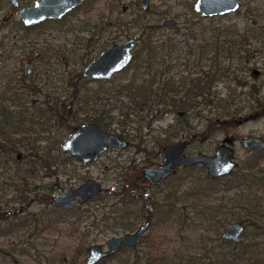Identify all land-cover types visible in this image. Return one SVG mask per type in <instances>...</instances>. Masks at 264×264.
I'll list each match as a JSON object with an SVG mask.
<instances>
[{"label":"rangeland","instance_id":"1","mask_svg":"<svg viewBox=\"0 0 264 264\" xmlns=\"http://www.w3.org/2000/svg\"><path fill=\"white\" fill-rule=\"evenodd\" d=\"M238 1L241 5V12L239 14L234 12L225 15L221 23L235 24L238 29L242 30L245 23L243 11L247 2L251 1V5H260V8L264 11V0ZM194 2L195 0H148V6L144 10L140 5V0H120L119 8L106 15L105 8H110L111 4L113 5L112 0L108 3V6L106 0H88L61 20L45 23L27 34L21 29L13 31V29L19 28L10 27L17 24L15 18H11V20L13 19L12 21H4L5 13H0V41L3 42L0 48V64L6 66L4 68L5 74H0V97L11 99L16 96L18 99L12 104L13 110L18 111V113L22 110V117L28 118L25 123H30L32 119L35 121L32 129L34 132L31 136H27L29 141L33 139V136L37 138L36 142L31 143L34 144L33 151L26 149L24 146L20 147L18 152L22 156H26L31 150L39 156H46L45 165H42L43 159L39 160L37 155L22 160L23 162L33 160L35 163L33 165L34 174L28 180L29 191L26 192L25 201L18 202L17 199H13L15 193L12 191L13 186L11 185H8L10 190H6L5 195L2 194L4 190L0 191V195H4L2 201H9L7 204L10 209L7 210L13 212L11 219L16 217V222L23 219L26 220L25 227L19 228L13 235H0V249L9 250L16 246H25L28 249V254L25 255L13 253V259L10 256L4 257L0 253V264H39L40 262H47V258L51 260H55L59 256H64L68 259L72 258L74 255L72 246H75L76 238L71 233L72 228L69 227L68 223L61 222L38 235L29 236L31 231H34L33 224L36 222L33 221L34 219L55 220L56 215L54 212L57 209L51 206V198L69 187L92 179L100 183L102 187L100 195L88 203H79L78 205L81 207L79 206L78 210H83L80 213L83 217L80 230H83L86 234L84 243L86 249L91 244H100L105 248L108 238L133 231L144 221L145 218L142 215L143 212L147 211L148 203L141 201L130 202L131 198L136 194L134 188L138 186L136 175L140 169L155 167L160 163V152L163 147L185 138L188 140V144L184 149L185 154L194 155L197 152L213 154L217 146L228 138L232 140L231 146L234 150V160L238 168H240L246 164L250 156L240 143L241 137L253 135L259 136L264 140V111L254 108L256 104L252 101L244 104L240 103L245 108L239 118L237 116L235 120L216 119V121H223V126H217L219 129L215 131L204 130L207 124L206 121H199L195 118L190 123L191 129L185 131L184 134L171 137L169 140H167V134H165L164 130L174 122V117L171 113H166L152 121L149 126L145 122L143 124L136 122L137 124L126 125L125 134L123 135L129 142L126 148H111L100 155L95 162L83 166L76 160L67 159V155L61 151L60 144L72 133L70 126L79 124L78 128H80L90 121L88 116L93 117L98 114L97 110L107 107L103 98L106 96L104 90L108 84L104 80H90L86 77L89 81L85 83V86L81 87L82 92L80 94L93 96L96 93L99 99L95 100L90 97L89 101H87L88 103L85 104L84 100L86 98H83L82 102L81 97L83 111L77 114L80 120L73 122L72 116L65 117L59 113L49 118L48 121L45 120V114L50 117V113L46 112V108L48 104H52V101L56 100L57 105L62 102L66 105L69 104L74 90L71 85L75 83L78 74L82 73L84 67L103 49L113 44H121L128 37H137L140 28L131 27L127 32L126 28L116 26L118 18H124L126 22H129L138 17V14L142 15L144 13L145 20L162 24V28L156 32V38L163 39L167 34L178 30L177 37L181 39L184 37L183 33L186 32V20L192 16L191 9H193ZM109 16L111 17V27L109 28L105 25L108 32L102 33L103 26ZM168 20H172L173 24L165 26L164 22ZM203 20L205 19L203 18ZM87 22L90 25L87 27L89 32L85 29ZM94 24H97L99 28L101 25L102 27L99 33L97 31L96 33L98 34L93 39H90V32L94 29L90 28ZM16 37L20 38L17 40ZM15 39L17 40L16 43L14 42ZM136 42L137 44L139 43L138 39ZM259 44V41H252L249 52H252L251 63H254L259 71L264 72V50L255 51ZM16 53L21 54L23 56L22 59L38 56L43 60L42 64L34 61L32 64L36 73L39 74V77L36 78V84L41 88L42 94L40 95L44 94V98L25 91L26 88L22 86V82L20 83L18 78L8 71L10 64L12 69L16 65V67H21L18 61L13 58ZM177 69L178 71H176ZM181 70V68L177 67L174 69L173 74L175 77L181 74ZM116 78L120 81H125L121 75ZM247 78L251 80L250 77ZM259 82H262L260 95L264 96V74ZM31 83L35 85V83ZM224 85L223 81H219L216 90L224 94ZM245 91V87L236 89V92ZM34 99L41 102L40 108L44 112V118H37V108L39 106H37V102H34ZM75 105V103L72 104L73 113L77 107ZM207 112V108L202 111L204 115ZM112 114L115 115L116 111H112ZM112 121L110 127L105 130L118 135L121 134L122 127L120 124L115 120ZM219 124L221 123L216 125ZM42 128L45 129L43 132H41ZM133 135L136 136L133 138ZM1 139L0 136V141H2ZM48 148L49 150L46 154ZM6 157L7 152L0 150V182L5 180L9 183V178L13 175V171L11 169L12 164L6 162ZM25 165L22 167L25 168ZM260 168L264 170V160L261 161ZM224 177L217 182H213L214 188L206 189L208 177L205 169L199 164H195L190 167L178 168L160 186L146 191V196L153 195L152 201L154 202L156 214L158 213V205L172 202L175 198L178 200L175 208L179 211H182L181 207L183 205L189 206L186 208L189 219L188 223H185L186 227L183 228V231L180 223H177V221L181 220L179 217H175V220L170 221V225L169 223L167 225L156 223V219V224L154 223L152 227L149 226L148 230L143 234V238L146 237L155 241L161 235V228L170 226L171 232H169L168 236L172 237V239L167 240L171 242V246L168 247L169 256L173 257V248L177 246V250L181 251L180 249H183L185 244L189 242L194 245L193 248L189 247L191 249L190 254H194L197 251L194 250L197 248L198 240L196 239L200 236L207 241L205 243L207 248L209 247L217 252L219 249L216 237H220L226 224L237 221L235 219L237 214H241L236 205V197L238 199L239 195L242 196V201H248L252 207L256 201L257 206L253 217L255 216V220L262 224L263 227L264 196L262 194L264 192L257 191L254 187L244 189V191L238 188L226 190ZM10 181H12V177ZM54 183L58 185L53 186ZM198 190L205 193L199 196L197 194ZM113 191L119 194L116 196L111 195L110 193ZM243 193L246 195L244 196ZM192 205L194 206L192 207ZM4 206L6 208V205ZM210 206H216L219 209L216 215L217 218L220 215L222 217V222L217 225L216 232H214V229H216L214 226L216 218H207L209 216H204L202 212V215L196 213L202 210L206 211ZM5 227L6 222L0 221V231ZM254 227L246 224L241 235V240L243 239L244 244L251 245L254 242L252 237L258 238L256 241L258 243L264 240V234L259 235ZM261 230H264V227ZM174 234L178 236L174 238ZM181 237L183 239L189 237V240L185 241V243ZM147 244V242H143L138 244L136 248L124 249L118 253L117 256L119 257H116L119 261L114 257L108 260L107 264H124L126 260L128 264H131L134 257L148 254L149 248H147ZM259 246V248L263 249H257V255L255 256H258L262 260V264H264V245ZM248 254L250 255V253ZM249 255L245 256V264H250L253 261V256L248 259ZM85 258L86 251L81 258V264H85ZM178 259L177 256L173 258L175 262L184 264L179 262ZM137 261L142 263L143 259L138 258Z\"/></svg>","mask_w":264,"mask_h":264},{"label":"trees","instance_id":"2","mask_svg":"<svg viewBox=\"0 0 264 264\" xmlns=\"http://www.w3.org/2000/svg\"><path fill=\"white\" fill-rule=\"evenodd\" d=\"M112 2L113 5L111 4L110 7L111 12L119 8L118 0H112ZM250 3L251 1L247 2L246 8L243 11L245 23L242 30L238 29L235 24L221 23L225 15L203 20L191 9L192 16L186 20V32L183 33L184 37L181 39L177 37L178 30L167 34L163 39L156 38V32L162 28V24L145 20L144 13L142 15L138 14V17L129 22H126L124 18H118L116 26L126 28L127 32L131 27L140 28V32L137 35L139 43L134 51L133 59L127 68L122 70L120 74L117 73L109 81H104L108 84L104 90L106 96L103 98L104 104L107 107L97 110L98 114L93 117L88 116V120L98 123L104 129L110 127L113 122L112 120H115L122 127V133L119 136L124 138L126 125L136 122L143 124L145 122L149 126L152 121L160 118L163 114L171 113L174 117V122L164 130L165 134H167V140H169L171 137L184 134L185 131L191 129L190 123L195 118L199 121H206L207 124L204 130L215 131L219 129L217 126H223V121H216V119L235 120L237 116L238 118L240 117L242 110L245 108L240 103L244 104L245 102L252 101L256 104L254 108L264 111V96L260 95L262 82H259L264 72L259 71L255 67V64L251 63L252 52H249L252 41L260 42L255 51L264 50V11L260 8V5H251ZM240 7L241 5L239 4V8L235 11L236 14L241 12ZM89 26L87 22L85 29L88 32L87 27ZM101 27L99 28L97 24H94L90 28H94L90 32V39H93L99 33ZM97 31L98 33H96ZM176 67L182 69L181 74L177 77L173 74ZM120 75L125 81H120L116 78ZM247 77H250L251 80ZM88 81L82 73H79L75 83L71 85V88L74 90L69 104L66 105L62 102L60 105H57L56 100L52 101V104H48L46 108V112L50 113V117L45 114V120L48 121L56 113L65 117L72 116L73 122L80 120L77 114L83 111L81 97L82 102L83 98H86L84 100L85 104L88 103L87 101H89L90 97H93L95 100L99 99L96 93L93 96L80 94L82 92L81 87L85 86V83ZM219 81H223L225 84L224 94L216 90ZM238 87H245L246 91L236 92ZM73 103L76 104L75 107L77 106L74 109V113L72 112ZM205 108H207L208 112L204 115L202 111ZM114 110L116 111L115 115L112 114ZM22 115V110L19 113L13 114L11 109L9 110L8 107L6 108L0 103V136L3 141L0 150L7 152L6 162L12 164L11 169L15 181L12 189L15 193L13 199H19L20 202L26 200V179L27 176L28 178L33 176V165L35 164L33 160L24 162L22 160L37 155V153L32 152L34 144H31L32 142H36V138L33 136L31 141L26 138L28 135L31 136L34 131L31 127L24 128ZM43 115L44 112H37L38 119L41 116L43 117ZM218 123L221 124L216 125ZM78 127L79 124L77 126H70L71 132L75 131ZM41 130L43 132L45 129L42 128ZM135 136L133 135V138ZM24 146L26 149H31L32 151L30 150L26 156H21V158L17 159L16 154L18 149ZM48 150L49 148L46 154ZM37 156L39 160L43 159L42 165H45L46 156L44 155L45 158L44 156ZM263 157L264 150L259 151L254 158L256 161L254 160L253 164L250 157L246 161V164L238 169L240 172H234L229 176H225V189L229 190L232 186H235V188L244 191V189L251 188L253 181L254 183L264 185V172L257 164V161ZM66 158L72 160L69 156H66ZM24 164H26L25 168L22 167ZM252 167L258 168L259 172H248ZM220 179L223 178L209 179L208 177L206 189L214 188L213 182H217ZM7 186L8 184L5 180L0 182V191L4 190V193H2L4 195L6 194ZM204 193V191H197L199 196H202ZM110 194L116 196L119 193L113 191ZM243 194L244 196L246 195L245 193ZM262 195L264 196V194ZM3 196L0 195V221H5L6 227L0 231V235L10 236L19 228L25 227L26 220L23 219L16 222V217L15 219H11L2 213L4 209L2 207L7 205L8 201L5 200L3 203ZM241 197L240 195L238 199L236 197L237 209L241 214H237V218L235 219L242 223L244 227H246V224L255 226V231L259 235L264 234V230H261L264 226L262 227V224H259L255 220V216L253 217L255 207L257 206L256 201L253 203V208L251 203L242 201ZM135 201L147 202L149 205L150 198L142 192V194H134L130 202ZM177 201L174 198L172 202L158 205L157 214L156 210L148 208L146 212H143L142 216L151 220V227L154 225L156 219V223L166 225L169 223L170 225V221L175 220V217H179L181 220L178 219L177 223H180L183 231V228L186 227L185 223H188L189 219L186 210L189 206L183 205L181 207L182 211H179L175 208ZM79 206L77 205L69 211H55V220H33L36 222L33 224L34 231H31L29 234L30 237L48 230L53 225L65 222L72 228L71 233L76 238L75 246H72L74 255L71 259L59 256L55 260L47 258V262L44 263L39 261V264H81V258L86 251L84 244L86 234L83 230H80L83 219L80 213L83 210H78ZM218 211L219 209L216 206H210L206 211L202 210L196 213L202 215V212L204 216H209L207 218H216V224L214 225L216 227L214 232H216L217 225L219 222H222L221 215L218 218L216 217ZM169 227L161 228V235L155 241L146 237L143 238L140 244L147 242L149 252H147V255L134 257L131 264H179L173 260L175 256L179 258V262H183L184 264H245V256L249 255L248 253H250L248 259L253 256V261L250 264H262V260L255 255H257V249H263L259 248V245H264V240L258 243L256 242L258 238L253 237L252 241L254 242L251 245L244 244L243 239L239 243L233 244L225 242L220 237H216L219 251L215 252L205 246L207 241L200 236L196 239L198 240L196 244L197 248L194 250L197 251L194 254H190V248L194 247V245H191L192 242L188 244L185 242L189 240V237L185 239L181 237L182 241L187 245L185 244L184 248L180 249L181 251L177 250V246L173 248L174 255L171 257L168 255V247L171 246V242L167 241L168 239H172V237L168 236L169 232H171V228ZM174 235V238L178 236L177 234ZM123 250L108 258H103L97 264H107L108 260L119 257L117 256L118 253ZM0 253L4 257L10 256L13 259V253L25 255L28 254V249L25 246H16L9 250L1 248ZM138 258L143 259L142 263L137 261ZM116 260L118 259L116 258ZM124 264H128L127 260L124 261Z\"/></svg>","mask_w":264,"mask_h":264},{"label":"water","instance_id":"3","mask_svg":"<svg viewBox=\"0 0 264 264\" xmlns=\"http://www.w3.org/2000/svg\"><path fill=\"white\" fill-rule=\"evenodd\" d=\"M85 0H37L34 5L23 8L19 18L24 25H36L43 21H53L64 17ZM141 6L146 8V1ZM239 8L238 0H195L193 10L201 18H211L234 13ZM173 24L172 20L164 22L165 26ZM136 40L129 38L121 44H113L103 49L83 69L82 75L90 80H109L113 75L121 72L133 59ZM231 139H224L213 154L197 152L187 155L184 149L188 140L168 144L160 152L161 164L144 170V177L153 185H157L171 174L177 167L199 164L205 169L207 177L217 179L230 175L236 166ZM240 143L245 150H262L264 140L259 136L245 135ZM128 141L118 134L106 131L94 121H88L73 131L60 145L61 150L76 158L83 166L95 162L100 155L111 148H126ZM102 191L100 183L94 179L86 180L72 186L51 199L53 207L72 209L79 203H86L96 199ZM77 201V202H78ZM150 219L143 221L135 231L106 240L105 248L100 244H91L86 249L85 264H97L103 258L109 257L121 248L137 244L147 231ZM243 232L240 222H231L223 227L221 237L233 243H238Z\"/></svg>","mask_w":264,"mask_h":264},{"label":"flooded vegetation","instance_id":"4","mask_svg":"<svg viewBox=\"0 0 264 264\" xmlns=\"http://www.w3.org/2000/svg\"><path fill=\"white\" fill-rule=\"evenodd\" d=\"M35 1H37V0H0V13H5L4 15V21H12L11 20V18H15V20L17 21V24L16 25H14V26H10L11 28H16V27H19L18 29H13V31H17V30H19V29H21L23 32H25V34H27V33H30L31 31H33V30H35L36 28H39V27H41L43 24H45V23H49V22H55V21H58V20H61L62 18H64L65 16H67V15H69L70 13H72L74 10H76V9H78L84 2H86V1H88V0H85L84 2H82L79 6H77L75 9H73L72 11H70L69 13H67L64 17H62V18H60V19H58V20H53V21H43V22H41V23H39V24H36V25H30V26H26V25H24L23 24V22L21 21V19L19 18V12H20V10L21 9H23V8H28V7H31V6H33L34 5V3H35ZM109 1L110 0H106V4H107V6H108V3H109ZM118 1H120V0H118ZM146 1V8H147V2H148V0H145ZM133 2V1H132ZM140 2H142V0H140ZM130 5H131V3H129ZM140 5H141V3H140ZM143 8V7H142ZM145 8V9H146ZM111 8H105V13H106V15H108L107 13H111V10H110ZM144 9V8H143ZM144 9V10H145ZM110 21H111V17L109 16L107 19H106V23L104 24V26H103V30H102V33L103 32H108V30H106V27H111V23H110ZM105 25H106V27H105ZM113 32V31H112ZM20 37H16V39L18 40ZM129 38H134L135 40H137V37L135 36V37H128L127 39H129ZM14 40V42L16 43V41L17 40ZM126 39V40H127ZM3 45V42L2 41H0V48H1V46ZM136 46H137V44H136ZM14 58V60H17L18 61V63L21 65V67H14L13 69H12V67H11V64L9 65L10 67H9V72H10V74H12V75H14L16 78H18V81H20V83L22 82V86L24 87V88H26V90L25 91H29V92H31V93H33V94H37L38 95V97H45V95L43 94V95H40V94H42V92H41V88L39 87V86H37V81H36V78H38L39 77V74H37L36 73V71H35V69L33 68V61L34 62H37V63H40V64H42L43 63V60L41 59V58H39L38 56H36V57H32V58H24V59H22L23 58V56L21 55V54H19V53H16V55L13 57ZM6 66L5 65H2V64H0V74H2V73H4L5 74V70H4V68H5ZM120 73V72H119ZM116 75V74H115ZM114 76V75H113ZM31 82H33V83H35V85L34 84H32ZM36 97V96H35ZM18 98L15 96V98H5V97H0V103L2 104V105H4L6 108L8 107V109L10 110L11 109V111L13 112V114H16V113H18V111H15V110H13V108H12V104H13V102L14 101H16ZM37 99H34V102H37V106H39V108H37V112L38 113H41V112H43V111H41L42 109L40 108V105H41V102L38 100V101H36ZM40 116V115H39ZM42 117V116H41ZM23 125H24V128L26 129V128H28V127H31L32 129H33V125L35 124V121L32 119L31 120V123H29V122H26L25 123V120H27V119H25V117H23ZM40 119V118H39ZM29 124H31V126H29ZM38 124V123H37ZM98 124V123H97ZM101 127V126H100ZM27 138V137H26ZM181 139H183V138H181ZM180 139V140H181ZM2 140V139H1ZM11 140H12V138H11ZM36 140H37V138H36ZM63 142V141H62ZM61 142V143H62ZM3 143V141H0V147H1V144ZM174 143V142H173ZM128 144H129V142H128ZM172 144V143H171ZM61 145V144H60ZM128 146V145H127ZM19 150V149H18ZM264 150V148L262 149V150H246V151H248V153H249V159H250V157H251V163L253 164L254 163V158H255V156H256V154H257V152H259V151H263ZM62 151V150H61ZM62 153H65V152H63L62 151ZM67 156H69V157H71L68 153H65ZM21 156H22V154H20L19 152H17V154H16V158L17 159H19V158H21ZM72 158V160H76V161H78L76 158H74V157H71ZM264 160V157L262 158V159H260L259 161H257L258 163V166H259V168H260V164H261V161H263ZM256 161V160H255ZM79 162V161H78ZM161 164V156H160V163L157 165V166H159ZM157 166H155V167H157ZM253 166V165H252ZM182 167H184V166H182ZM149 168V167H148ZM178 168H180V167H177L171 174H169L168 176H166L164 179H163V181L161 182V183H159V184H157V185H153V184H151L145 177H144V170L146 169V168H144V169H140L138 172H137V175H136V178H137V185L138 186H136V188H134L135 189V191L134 192H136V194H142V192L144 193V195L146 194L145 192L146 191H148V190H150L151 188H154V187H158V186H160L162 183H164L165 182V180L169 177V176H171ZM238 166H237V164H236V166H235V168H234V170L232 171V173L231 174H233L234 172H238ZM263 172H264V170H262ZM248 172H259V170H258V168H256L255 169V167H252V169H249V171ZM230 174V175H231ZM13 176L14 175H12L11 177H12V181H10V178H9V183L7 182V184L10 186H14L15 184V181H14V179H13ZM227 176H229V175H227ZM236 176V175H235ZM220 178H222V177H220ZM28 180H29V178H28V176H27V179H26V187H25V190H26V192L27 191H29V184H28ZM264 184V183H263ZM55 185H58L57 183H54L53 184V186H55ZM77 185V184H76ZM75 186V185H74ZM150 187V188H149ZM251 187H254V188H256L257 189V191H262V192H264V185H261V184H259V183H254V181H253V183H251ZM70 188V187H69ZM232 189L233 188H235V186H232L231 187ZM230 188V189H231ZM7 191L8 190H10L9 189V187L7 186ZM68 189V188H67ZM66 190V189H65ZM64 191V190H63ZM61 193V192H60ZM264 194V193H263ZM25 196H26V193H25ZM146 196V195H145ZM149 196V198H150V201H149V205H148V208H150V210L151 209H154V202L152 201V198H153V195L151 194V195H148ZM52 199V198H51ZM17 201L18 202H20V200L19 199H17ZM78 200H76V205H78L79 204V201L77 202ZM92 201V200H91ZM5 202V201H4ZM3 202V203H4ZM22 202V201H21ZM90 202V201H89ZM7 203H9V201H7ZM86 203H88V202H86ZM2 204V203H1ZM80 204H85V203H80ZM76 205L73 207V208H75L76 207ZM51 206H52V204H51ZM5 207V206H4ZM4 207H2V208H4ZM8 207V204L6 205V208H4L3 209V211H2V213L3 214H5L6 216H8L9 218H11V214L13 213L12 211H9V210H7V209H10L9 207ZM53 207V206H52ZM53 208H55V209H57V210H66V209H61V208H59V207H53ZM72 208V209H73ZM5 210H7V211H5ZM69 210H71V209H69ZM69 210H67V211H69ZM145 219H144V221L146 220V219H149V218H146V217H144ZM235 222H239V221H235ZM231 223V222H230ZM242 224V223H241ZM150 225H151V220H150ZM149 225V226H150ZM243 225V224H242ZM139 226V225H138ZM149 228V227H148ZM244 225H243V231H244ZM137 228H135L133 231H135ZM148 230V229H147ZM133 231H130V232H133ZM128 233V232H127ZM222 233H223V231H222ZM221 233V234H222ZM243 233V232H242ZM242 235V234H241ZM220 238L222 239V240H224L225 242H229V243H233V242H231V241H229V240H225V239H223L222 237H221V235H220ZM143 240V235H142V237H141V239H140V241L137 243V244H135V245H133V246H129V247H125V248H121L120 250H122V249H130V248H133V247H136V246H138V244H140L141 243V241ZM240 240H241V238H240ZM240 242V241H239ZM238 242V243H239ZM233 244H237V243H233ZM119 250V251H120ZM118 251V252H119ZM117 253V252H116ZM106 258H108V257H106Z\"/></svg>","mask_w":264,"mask_h":264}]
</instances>
